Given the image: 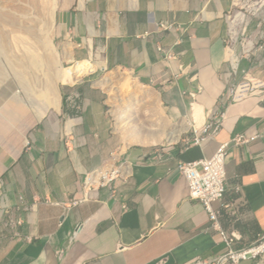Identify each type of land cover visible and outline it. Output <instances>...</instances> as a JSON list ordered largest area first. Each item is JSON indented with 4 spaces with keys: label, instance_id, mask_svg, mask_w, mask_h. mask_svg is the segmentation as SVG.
Wrapping results in <instances>:
<instances>
[{
    "label": "crops",
    "instance_id": "0c3cea01",
    "mask_svg": "<svg viewBox=\"0 0 264 264\" xmlns=\"http://www.w3.org/2000/svg\"><path fill=\"white\" fill-rule=\"evenodd\" d=\"M252 1L58 0L55 39L64 59L76 63L68 76L85 74V63L94 71L92 62L101 69L130 70L159 88L153 99L163 118L159 128H185L181 135L190 128L186 120L167 123L166 112L188 117L192 128L173 144L123 150L103 91L83 79L59 94L65 74L47 54L56 77L50 103L57 108L44 113L35 107L23 114L0 142V264H264L223 259L228 249L222 236L207 229L208 212L190 197L178 167L211 158L229 143L225 201L237 216L222 214L220 224L240 235L235 249L264 236V92L230 95L247 73L264 80V22L246 23L247 34L231 36L236 14H255ZM161 22L185 29L162 30ZM158 44L177 52L188 69L181 72L177 63L164 62ZM234 58L239 72L232 68ZM196 106L204 119L200 124ZM212 111L225 115L219 133L190 146L194 129ZM241 134L256 139L235 143ZM116 150L130 167L129 177L118 179L113 189L101 188L93 200L72 205L87 173L93 170L89 182H96L99 167ZM212 205L222 208L220 201Z\"/></svg>",
    "mask_w": 264,
    "mask_h": 264
},
{
    "label": "rangeland",
    "instance_id": "374dc122",
    "mask_svg": "<svg viewBox=\"0 0 264 264\" xmlns=\"http://www.w3.org/2000/svg\"><path fill=\"white\" fill-rule=\"evenodd\" d=\"M255 2L262 5L258 12L255 9L260 5L255 7ZM57 4L58 0H0V142L6 135L7 128L13 131L20 125L23 114H30L35 107L37 111L44 113L49 108L56 107L50 103L54 95L52 87L56 81L55 72L46 63L47 60H53L46 56L51 54L55 56L57 68L63 69L65 74V78L58 84L59 94L63 86L89 79L91 85L103 91L111 113L113 132L119 138L122 149L142 145L127 144L124 138L126 131L123 132L124 122L129 117L134 118L136 123L143 120L149 125L162 120V115L153 103L155 90L159 92V88L143 81L130 70L101 69L96 62H92L96 65L94 71L89 72L85 63V74L73 78L71 74L68 76V71L73 72L76 63H68L64 59L55 39ZM252 5L255 7V14L247 13L245 24L264 22V0H253ZM239 10L244 11V8ZM243 33L247 34L248 31ZM232 68L239 72L240 63L237 69ZM166 114L169 124L180 120H186L190 124V128L178 140L180 141L192 128L190 119H176L169 113ZM34 115L36 116V110ZM202 125L196 127L200 129ZM173 143L164 139L158 145Z\"/></svg>",
    "mask_w": 264,
    "mask_h": 264
},
{
    "label": "built area",
    "instance_id": "2783aa9c",
    "mask_svg": "<svg viewBox=\"0 0 264 264\" xmlns=\"http://www.w3.org/2000/svg\"><path fill=\"white\" fill-rule=\"evenodd\" d=\"M159 27L162 30L169 31L185 29L182 25L168 22L159 23ZM148 35L149 33L144 36ZM157 50L162 55L164 62L168 65L177 63L181 72L188 69V67L180 63V55L173 49H166L163 45L158 44ZM257 92H264V84L258 80H252L249 77H245L240 83L230 89V95L233 99L243 98ZM77 97H79V95H77ZM224 116V113L216 114L213 111L209 112L208 119L205 121L204 125H202L200 129H194L195 133L188 144L190 146L201 145L203 141L219 133ZM255 139L256 137L250 138L241 134L235 137L234 141L237 144H245ZM229 145V143L221 145L211 158H203L189 162L182 161L179 163L178 167L189 182L190 197L200 200L208 212L210 224L207 229L218 231L222 236L223 243L228 249L223 259L233 262L251 258L264 260V236L260 237L255 243L248 247L235 249V244L241 239L240 235H238L236 231L227 232L220 224V217L222 214L228 215L230 219H235L237 216V210L234 205L225 201L226 161L229 153ZM99 168L100 175H96V182H89V175H93V170L87 173L83 183L82 194L71 199L72 205H80L97 198L101 188L109 187L113 189V185L118 179H126L131 172L129 165L123 163L119 150L114 151L109 161ZM214 201H220L222 203V208L220 210L214 209L212 205ZM12 224L18 225L21 224V221H13ZM197 264L206 263L198 262Z\"/></svg>",
    "mask_w": 264,
    "mask_h": 264
},
{
    "label": "bare ground",
    "instance_id": "6f19581e",
    "mask_svg": "<svg viewBox=\"0 0 264 264\" xmlns=\"http://www.w3.org/2000/svg\"><path fill=\"white\" fill-rule=\"evenodd\" d=\"M260 3L255 2V7L259 6ZM262 5L257 7L255 9L257 12L261 10ZM232 15L229 16V18L232 19ZM242 17V18H241ZM246 14H243L242 12L235 15L233 18V21L235 22V27L231 28V36L233 40H236V38L243 32L244 24H245ZM238 61L234 58L233 67L235 69L238 68ZM250 77L252 80H258L262 84H264V80L257 79L256 77H251L248 73L246 74V77ZM128 82V81H127ZM139 105V104H138ZM140 106V105H139ZM139 110V109H137ZM136 110V111H137ZM143 111V110H142ZM196 116L198 118V123H202L204 119L200 116L201 110L199 106L195 107ZM144 118V117H143ZM145 120V119H144ZM134 118L129 117L128 121L124 122V134L127 144L131 143H140V144H146V145H153V144H159L164 139L168 142H173L177 140L181 133L185 130V128H182L180 130L174 131L173 129H168L167 125H161V128L158 127V121L154 124H147L145 121L141 122H134ZM137 121V120H136ZM155 136H151L154 135ZM149 135V136H147ZM147 136V137H145Z\"/></svg>",
    "mask_w": 264,
    "mask_h": 264
}]
</instances>
